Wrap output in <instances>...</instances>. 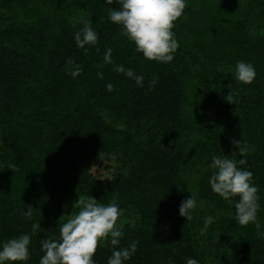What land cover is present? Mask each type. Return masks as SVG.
I'll return each mask as SVG.
<instances>
[{
  "label": "trees",
  "instance_id": "trees-1",
  "mask_svg": "<svg viewBox=\"0 0 264 264\" xmlns=\"http://www.w3.org/2000/svg\"><path fill=\"white\" fill-rule=\"evenodd\" d=\"M186 2L173 29L180 47L160 63L110 21L118 0H0V244L29 234L23 264H39L40 241L58 239L59 223L88 196L118 203L128 221L120 247L139 241L125 264H264V0ZM81 19L98 33L87 53L74 39ZM108 48L113 63L104 65ZM69 58L83 68L76 78ZM238 61L255 67L251 84L235 79ZM118 65L144 86L113 71ZM193 79L198 92L187 110ZM233 139L247 144L246 156ZM233 152L259 189V232L237 222L238 198L229 204L209 183L212 157ZM104 161L108 175H95ZM191 195L197 208L186 220L179 207ZM27 205L31 220L22 215ZM207 216L214 223L201 234ZM111 254L101 242L94 260L107 264Z\"/></svg>",
  "mask_w": 264,
  "mask_h": 264
},
{
  "label": "clouds",
  "instance_id": "clouds-1",
  "mask_svg": "<svg viewBox=\"0 0 264 264\" xmlns=\"http://www.w3.org/2000/svg\"><path fill=\"white\" fill-rule=\"evenodd\" d=\"M119 10L110 9L109 19L121 26V35L135 45V51L141 53L146 60L160 63H171L180 44L173 31L175 22L183 15L187 7L186 0H118ZM111 5L113 0H106ZM83 27L75 32L74 39L77 48L84 49L86 45L98 43V33L91 27V21L81 19ZM99 51V49H97ZM112 49L108 48L103 56V64H112ZM69 74L76 78L83 68L73 59L66 62ZM103 65H101L102 67ZM113 71L124 74L135 81L138 87L144 86V77L137 75L134 70L126 69L123 65L114 67ZM103 78L102 73H98ZM256 76L255 67L244 61L235 65V79L238 83L251 84ZM155 80L149 83V90H153ZM107 91L112 92L114 86L106 85ZM234 104L231 92L225 98ZM232 144L238 149L241 157L246 156L249 148L241 139H233ZM231 156H213L210 167L213 174L209 178L211 189L229 204L235 200L236 220L241 226L255 224L259 232L260 223L257 213L260 209L259 189L253 185V173L238 165H245L246 159L239 161ZM75 205L78 212L69 215L65 222L59 223V238H46L40 241L43 255L39 264H96L94 256L101 241H108L112 246V254L107 264H125V261L137 251L139 241H133L127 247H120V241L125 235L123 226L117 222L122 215L118 203L113 200L108 204H101L93 196L80 197ZM197 208V200L191 195L181 202L179 214L186 220L192 219V213ZM35 208L27 205L22 215L31 220ZM61 219V218H60ZM60 221V220H59ZM214 223L213 216H207L201 229L203 234ZM41 228V222L31 224L32 234ZM31 236L22 234L8 239L0 244V264H23L30 258L29 245ZM187 264H199V261L189 257Z\"/></svg>",
  "mask_w": 264,
  "mask_h": 264
},
{
  "label": "rangeland",
  "instance_id": "rangeland-1",
  "mask_svg": "<svg viewBox=\"0 0 264 264\" xmlns=\"http://www.w3.org/2000/svg\"><path fill=\"white\" fill-rule=\"evenodd\" d=\"M197 92H198L197 81L195 79H193L189 83V90L187 92V98H188V100L186 102L187 110L190 108L189 106H191L192 103L195 101V99L197 97ZM104 164H105V161L100 166H97L94 168V174L95 175L103 176V177L108 175L107 174L108 172L106 171V167ZM74 206H76L75 203H74ZM61 215H65V214L62 213ZM69 215H71V214H66L65 216L68 217ZM127 222H128L127 219H125L124 216H121L120 219L118 220L117 224H118V226H121V225L123 226ZM101 242H104V241H101Z\"/></svg>",
  "mask_w": 264,
  "mask_h": 264
}]
</instances>
